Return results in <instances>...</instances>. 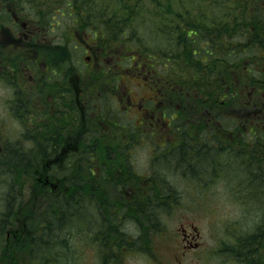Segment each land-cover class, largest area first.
Masks as SVG:
<instances>
[{
  "label": "trees",
  "instance_id": "trees-1",
  "mask_svg": "<svg viewBox=\"0 0 264 264\" xmlns=\"http://www.w3.org/2000/svg\"><path fill=\"white\" fill-rule=\"evenodd\" d=\"M261 1L68 0L60 5L58 13L63 21H73L72 34L88 29L83 33L96 35L102 26L101 39L96 45L104 41L109 50L107 55L114 58L130 56L132 61L126 69L133 68L135 72L144 67L152 71L155 83H169L172 99L178 104H186L181 106L182 109L188 108L187 116L179 113L180 108L174 121L181 133L187 136V133L191 134V125L199 130V135L204 134L200 130L211 128V118L207 113L212 112L215 104L213 88L218 85L223 89L226 79L230 83L229 77L233 80L247 72L241 62L244 57H237L235 53L237 49L247 44L246 39L264 42L262 36L255 38L251 31L252 27L264 29V8H257L264 7ZM252 8L255 12H251ZM49 12L46 8L42 12L46 23ZM61 35L67 36L63 29ZM61 43L53 45L45 40L43 56L47 64L44 70L59 77L60 84L55 87V84L45 83L38 92L36 88L34 91L28 89L26 99L23 94L17 96L20 128L14 138L13 133L10 134V140L0 154V185L6 188V193L0 196L4 207L0 209V264H20L11 255L18 252L15 247L27 250L26 264H77V257L82 256L79 251L92 249L90 243L98 255L97 264H114L116 252L127 251L135 242L122 230V215L116 213L114 204L109 206L107 213L103 212V206L108 205L105 194L110 196L112 193L111 189H105V185L123 183L126 173L128 176L134 174L137 181L145 180L147 176L132 170L133 165L123 149L128 141L113 140L123 125L117 112L108 107L112 102L106 106V100L98 95L97 86L85 78L81 68L75 69L69 82L67 56L71 48L66 41ZM45 76V80L49 78ZM152 76L144 75L142 80L155 90L157 84L151 83ZM98 78L92 77L94 80ZM102 79H99L100 83ZM220 95L225 97L223 92ZM30 97L33 101L28 103ZM57 100L59 106L53 112L52 106ZM34 105L39 110H33ZM227 105L220 102L221 113ZM171 109L174 110L173 107ZM147 124L146 118H137L127 127L129 135H143ZM105 125L114 127L110 128L112 133L104 128ZM226 129L220 126L218 135L227 138ZM225 138L219 137V145L202 150L204 152L195 150L194 157H176L170 166L179 170L173 173L182 171V176L188 180L204 165L223 166L222 160L228 161L232 155L229 141ZM252 153L251 158L237 157L246 163L247 174L244 176L252 180L238 190H246V197L264 206V158L258 157L261 154L257 150ZM184 161H188L186 166L182 165ZM227 169V172L235 171V168ZM120 172L124 173L123 177H120ZM148 184L152 185L151 182ZM148 184L136 190L142 197L128 202V206L135 210L127 211L124 218L132 215L139 224L147 222L157 231L154 213L161 207L180 201L179 193L184 188L177 181L170 182L169 190H156ZM29 198L36 200L33 210ZM253 231L257 237L260 233L257 247L258 244L263 247L264 235L259 226ZM69 232H78L76 235H80L79 239L85 246L75 248L71 244L73 238L65 237ZM83 233L85 238L81 237ZM156 242L159 244L158 240ZM246 242L254 251L255 239L246 238ZM238 244L241 248L236 256L243 249L254 256L247 245Z\"/></svg>",
  "mask_w": 264,
  "mask_h": 264
},
{
  "label": "rangeland",
  "instance_id": "rangeland-1",
  "mask_svg": "<svg viewBox=\"0 0 264 264\" xmlns=\"http://www.w3.org/2000/svg\"><path fill=\"white\" fill-rule=\"evenodd\" d=\"M44 2H46L44 9L46 8L50 10V23H55V26H53L54 30L49 33L46 30V27L43 29L45 34H49V38L53 40L51 44L57 45L61 42V32L57 27L58 22L59 26H61L62 29L64 28V30L66 27H69V25H65L63 23L60 16H58V12H56L59 6L66 1L44 0ZM33 6V1L27 4L25 6L26 11H30L33 17H37V15L33 12ZM54 16L55 18H52ZM33 23L41 24L39 20ZM50 23H47V25ZM64 32H66L67 35L69 34L68 31ZM78 35L79 36L76 40H72V47L68 52V62L71 64L72 68L74 67L76 69L77 66H79L85 70L86 67H88L89 72H87V77H92V75L96 74H98V76L108 77L110 73V76H115L116 72H118V75H125L123 67L125 68L129 66L130 56L127 57L128 59L124 57L114 58L109 54L107 55L109 50H106V59L102 58V67L95 69L86 58V56L91 55L95 59V51H91L93 48L87 45V39H84V37L80 34ZM33 51H35V49H33ZM42 52L44 53V50ZM247 52L251 55L256 54V51L249 46L247 47ZM114 68L116 69V72ZM101 71H104L102 75L100 74ZM21 76V74L15 75L14 85L18 86L19 82H22V79L20 78ZM128 76L130 77V80H134L136 83H140L141 81L136 75ZM115 83H119L118 92L122 94L121 87L125 88L126 84H122V79L120 81L116 80ZM22 84H24V81ZM132 89L133 92H130L129 90H126L125 92H130L131 96L129 97L131 100L133 99L137 105L139 104V99L141 98L143 92L140 91L135 84H132ZM3 92L4 89H1L0 87V94ZM135 92H137V94ZM107 93L110 94L112 92L108 90ZM109 96L112 97L113 94H110ZM15 99H17V97H15ZM29 101L30 99H28V103ZM113 101L114 99L111 98L107 105ZM134 102H132V106H134ZM11 103H13V101H11ZM32 107L34 108L33 110H36V105ZM6 108L7 107L3 106L0 102V117H3L6 114L4 110ZM19 110V107L14 104L12 105L11 117L9 118L8 125L10 132H13V138L17 134L16 130L20 128L19 122L21 117L17 115ZM124 112L123 116L125 118L123 122L127 123L129 120L134 118L136 109H128ZM130 115L131 117L129 118ZM152 143V140L147 141L145 139L131 154L127 155L128 161L132 165L134 164L133 169H137L139 171L147 169L157 171L158 174H162L161 176H156L158 180H161V182L163 181L164 183L177 181L182 184L184 191L179 193L180 201H176L173 205L168 204L167 206L161 207L160 210L154 213L153 221L155 222L157 231H159L157 239L163 238V241L160 242L161 245L158 244L155 247V242L151 236L154 230L150 227L149 223L143 222L144 224H139L137 220L131 218H124L123 221H121L122 230L129 238L135 240V242L132 244L133 247H130L132 249L118 252L116 255L118 259L114 261V264H180V262H182V264H233V257L230 249L233 244L236 245V247L238 246V241L236 242L235 240L239 239V233L249 232L244 231V229H247L248 227L253 228L254 225L261 222L264 217L263 211L259 209V205L256 200L243 196L242 194L245 195L246 190L241 192L238 190V187L249 185L248 182L252 181L244 176L247 174V167L245 166L246 163H242L243 161L238 159L236 155L233 154L229 157L231 162L223 159V166L220 164L212 167L204 165L205 167L200 168L202 170H196V175L194 173L191 174L187 180L184 176H182V171L175 174L173 173L174 170L178 171L179 168L172 169L173 166H170L171 161H175L177 153H170L167 155L168 157L162 156L161 154H158L161 153V149L156 150L155 145ZM232 148L237 147L233 145ZM180 151L184 152L185 149L182 148ZM186 158L191 157L187 156ZM187 163L188 161H184L182 165L186 166ZM239 163L240 165H238ZM227 168H235V171L227 172ZM239 168L240 172H238ZM180 169H185V167H181ZM208 181L210 183L209 187L205 185ZM27 190L29 191L30 188L27 187ZM180 190H182L181 186ZM5 193L6 188L0 185V196ZM26 198H28L27 194ZM28 200L32 204V210L35 209L36 200H31L30 198ZM0 209H4L1 201ZM132 210L134 212L135 209ZM132 210L130 211L132 212ZM156 217H159V219L156 220ZM233 222H236L234 227L230 224ZM146 224L149 225L150 229ZM193 226H197L199 231V237L194 241L199 242L200 250L191 248L188 253L183 254V257H181L180 247L183 241L181 228L184 227L186 228L187 233L194 234ZM62 234L64 233H61V235ZM70 234H65V237L69 236L70 240L73 238L71 244H73L75 248L78 245L85 246L81 243L82 239H79V234L78 236L74 232ZM81 237L85 238L86 234L83 233ZM91 244L92 243H90V248L92 249H81L79 251L80 253L78 254H82V256L77 257V264H97L96 256L98 257V255ZM15 250H18V252H13L11 255L15 258V260L17 259L20 264H26L25 257L27 250L19 247H15ZM128 251L131 252L125 255V252Z\"/></svg>",
  "mask_w": 264,
  "mask_h": 264
},
{
  "label": "flooded vegetation",
  "instance_id": "flooded-vegetation-1",
  "mask_svg": "<svg viewBox=\"0 0 264 264\" xmlns=\"http://www.w3.org/2000/svg\"><path fill=\"white\" fill-rule=\"evenodd\" d=\"M25 15L26 7L24 6L22 8L19 0H15L13 5H11V0H0V87L1 89H4V92L0 94V102L3 106L7 107L4 109L6 114L3 117H0V154L3 153L5 143L10 140L8 123L9 118L11 117L12 105L16 101L13 97H17L26 90L28 75L32 79V66L29 68V64L27 63L28 44H31L36 49L35 60L40 76L42 75L43 70L42 52L39 51V44L43 40L42 25H34L33 27L32 24L28 23ZM261 52L264 54V49L261 50ZM263 57L264 55H261L260 59ZM19 74L22 75L20 78L22 79V82L24 81V84L19 82V85L16 86L14 85V78L15 75ZM40 83H42V79ZM154 99H156V96H154ZM239 99L244 101L246 100L244 107L246 108L248 119L245 127H249L251 133H257V130L254 132L253 128H260V135L256 136L258 138V141L256 142L252 141L249 137H246L244 141H237L236 137H233L228 144H242V151H240V153H244V156H250V154L253 155V150H257L258 154H261L258 157L264 158V89L261 90L260 88L252 87L251 89L241 90ZM11 101H13V103H11ZM151 112V116L154 119V136L151 138L156 141H163L162 150L165 153L169 154L176 152V157L181 158H185L187 156L194 157L195 150H201V152H204L202 150L217 144L219 145L218 120H214L211 130L206 128L207 130L205 131V134L197 137L192 136L187 139L179 134L173 135L174 130L173 126L171 127L170 125V116L161 123V116L157 115L154 109H152ZM160 129L164 132V135L161 134L162 132ZM105 139L108 140V138ZM182 148L185 149L184 152L180 151ZM229 148H232V145H230ZM230 153H233V151L231 150ZM248 158H251V156ZM142 186L147 187V184L128 185L127 183H119L106 185L105 189L129 192V190H132L133 187L138 188ZM148 186L159 189L166 187L168 190L171 188L170 184H148ZM120 219H122V216H120ZM235 225L236 222H233V227ZM258 226L261 234L264 235L263 219L260 223L255 224L253 228L248 227L247 229H244V231L249 232L239 233V239L235 240L236 242L238 241L237 243H242L245 246L247 245L249 250L254 253V256H250V252L245 251L244 249L240 254H238L239 256H236V252L240 251L241 246L238 244L236 247V245L233 244L230 249L233 257V264H264L262 249L257 247V242L260 239V233L258 237L253 234V230H256ZM198 237L199 231H197L195 236H193L184 230V240L186 242L184 247L193 246V238L196 240ZM246 238L252 241L255 239L256 247L254 248V251L249 246L250 244H247ZM197 243L199 244L198 241H196L195 244L197 245ZM196 247L200 250V245H197Z\"/></svg>",
  "mask_w": 264,
  "mask_h": 264
}]
</instances>
